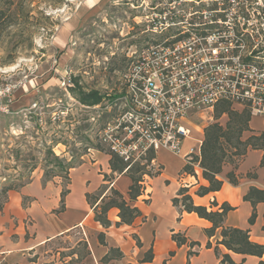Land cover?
I'll return each mask as SVG.
<instances>
[{"label":"rangeland","instance_id":"rangeland-1","mask_svg":"<svg viewBox=\"0 0 264 264\" xmlns=\"http://www.w3.org/2000/svg\"><path fill=\"white\" fill-rule=\"evenodd\" d=\"M246 1L264 5V0ZM138 3L0 0V86L16 88L11 113H0V204L4 187L19 190L37 175L66 186L67 166L79 164L90 150L108 154L98 135L108 113L81 105L70 89L96 91L104 99L119 93L132 61L127 55L148 36L137 25L139 9L130 5ZM234 145L223 144L229 163L237 161ZM82 239L80 229L48 242L30 259L61 264L74 251L86 264Z\"/></svg>","mask_w":264,"mask_h":264},{"label":"crops","instance_id":"crops-1","mask_svg":"<svg viewBox=\"0 0 264 264\" xmlns=\"http://www.w3.org/2000/svg\"><path fill=\"white\" fill-rule=\"evenodd\" d=\"M231 107L239 112L245 109L238 105ZM220 119L225 124L228 117L224 114ZM188 126L192 136L183 142L178 156L165 151L154 154L158 174L146 179L143 194L134 202H130L128 196L131 178L125 173H113L110 155L98 150H90L79 164L69 169L66 186L61 180L43 181L42 176L37 175L21 189L9 191L0 211V264H34L30 258L45 244L80 229L90 251L86 264H220L224 254H228L234 264L264 262V255L260 258L228 251L219 243L221 228L211 232V222L173 204V199L180 197L181 189L186 190L195 206L205 207L207 211L220 212L225 204L231 209L223 226L248 231L251 242L264 245V201L255 206L256 218L250 224L253 207L243 200L250 188L264 190V166L260 165L263 150L248 148L236 166L223 164L216 176L222 181L221 188L199 196L196 194L199 187L207 186L208 182L202 170L194 172L186 166L183 156L196 146L195 140H203L206 125L199 130L193 122ZM248 128L242 135L243 141L264 132V116L250 114ZM230 172L238 179L235 185L227 178ZM111 188L138 209L140 214L130 225H117L120 219L116 208L108 211L109 228L104 229L94 221L86 195L98 197L97 203H100ZM63 189L67 193L61 208ZM100 232L105 234L106 246L98 242ZM175 234L184 243L177 244L172 238ZM111 248L121 256L103 261ZM149 251L151 259L145 261Z\"/></svg>","mask_w":264,"mask_h":264},{"label":"built area","instance_id":"built-area-1","mask_svg":"<svg viewBox=\"0 0 264 264\" xmlns=\"http://www.w3.org/2000/svg\"><path fill=\"white\" fill-rule=\"evenodd\" d=\"M130 5L139 9L137 25L148 36L127 55L132 61L119 93L94 106L108 113L99 142L128 164L125 171L134 163L146 164L149 153L178 156L192 136L188 124L213 122L218 103L264 116L263 4L139 0ZM15 89L9 83L0 86V113H11ZM202 141L195 140L183 156L194 172L202 170ZM147 168L159 171L154 158Z\"/></svg>","mask_w":264,"mask_h":264},{"label":"trees","instance_id":"trees-1","mask_svg":"<svg viewBox=\"0 0 264 264\" xmlns=\"http://www.w3.org/2000/svg\"><path fill=\"white\" fill-rule=\"evenodd\" d=\"M70 91L75 95L79 103L83 106L92 107L104 100V96L96 91L84 92L82 89H70ZM224 114L228 117V120L225 125H221L218 122V119L221 118ZM249 120L250 112L247 109L239 112L233 109L230 104L225 102H221L216 105L214 110V122L206 125L203 128L204 137L202 145L200 147L199 165L202 169V176L208 182V185L199 187L198 191L196 192L197 195L202 196L210 192L218 191L221 188L222 181L217 179L216 176L221 172L222 165L225 163H229L225 159L226 151L223 147L224 143L229 144L232 141L235 142L234 148L237 149V152H235L233 156L237 157V161H232V163H229L233 166H236V164L243 157L248 148L259 149L263 150L264 152V132L260 133L259 135H252L245 141L242 140L243 133L249 130ZM108 154L110 155L109 165L111 171L117 174L125 173L131 178L132 183L128 191L129 201H136L145 190V176L152 178L153 176H156L158 174V172H153L151 169L147 168L150 161L154 158V154H148L146 164L142 165L140 163H134L126 171L125 169L127 168L128 164L123 162V160L117 155L111 152H108ZM260 165L264 166V153ZM73 167L74 166H67L65 168V178L67 180L69 169ZM104 177L105 179H108V176L105 175ZM227 178L233 185L238 183V179L233 172L228 173ZM11 190L15 189L10 186L4 187L2 189V193L5 197L4 202L0 204V211L2 210L3 205L7 200L6 194ZM101 190L104 191V189ZM66 193L67 190L64 189L61 192V208H63L64 196L66 195ZM179 195L180 197L173 199V204L175 206L182 207V209L186 212H194L199 217L211 222V232H213L217 228H221V241L219 243L225 246L228 251L242 255L256 256L260 258L264 255V245L251 242L249 240L248 231L240 230L237 228H225L223 226L224 218L227 212L231 209L229 206L223 204L221 206L220 212L207 211L205 207L195 206L192 202L191 197L186 194L185 189H181L179 191ZM86 198L93 211L94 221L98 222L104 229H107L111 226V222L107 217L108 211L111 208H116L119 210L118 217L120 221L119 223H117V225H130L140 214L136 207H131V205L124 200L123 196L112 188L109 189L108 194L102 196V198L100 199V203H97V201H99V198L96 196L87 194ZM243 200L249 201L253 207V212L251 214V217L249 218V223L253 224L256 218L255 206L257 205V203L264 201V190L250 188L248 193L243 196ZM262 228L264 230V223ZM104 237V232H100L97 235L99 244L106 246ZM172 238L177 242V244L184 243V240H182L177 234L173 235ZM81 243L86 249L85 256H89L90 251L88 249L87 241L85 239H82ZM120 256V253H115V249L111 248L109 250V255L107 254L103 258V261H108ZM81 259L82 257H80V255L73 251L69 255L63 256L60 261L61 264H79ZM150 259L151 251L146 254L144 260L146 261ZM49 264L54 263L52 262ZM220 264H234V262L228 254H224L220 259ZM258 264H264V262L260 261Z\"/></svg>","mask_w":264,"mask_h":264}]
</instances>
